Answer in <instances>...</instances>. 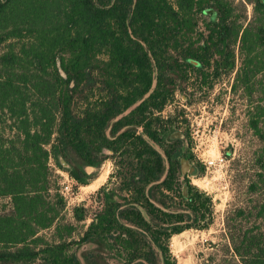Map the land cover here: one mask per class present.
<instances>
[{"label": "trees", "instance_id": "trees-1", "mask_svg": "<svg viewBox=\"0 0 264 264\" xmlns=\"http://www.w3.org/2000/svg\"><path fill=\"white\" fill-rule=\"evenodd\" d=\"M246 1L244 28L226 0H0V264H81L74 247L89 243L86 264H178L171 240L209 229L214 202L183 174L182 159L199 162L162 112L192 71L211 88L230 73L236 46L245 76L264 70V0ZM252 129L259 168L225 220L238 264H264V104ZM52 157L84 186L114 165L76 240L70 225L39 235L66 206Z\"/></svg>", "mask_w": 264, "mask_h": 264}, {"label": "rangeland", "instance_id": "rangeland-1", "mask_svg": "<svg viewBox=\"0 0 264 264\" xmlns=\"http://www.w3.org/2000/svg\"><path fill=\"white\" fill-rule=\"evenodd\" d=\"M175 3L176 0H171ZM234 7L235 18L244 28L253 21V5L246 0H226ZM216 15L210 11L200 16V28ZM235 68L223 72L218 80H210L213 87L202 85L192 71L187 91L178 92L162 112L165 118L172 117L173 139L183 141V152L195 158L202 165L186 160L182 162L183 174L188 175L192 184L213 197L214 223L206 230H188L171 240L170 248L178 264H238L232 244L226 236L225 220L228 212L243 203L249 179L259 168L255 151L258 139L252 129V121L259 106L264 104V70L252 76H245L244 56L235 47ZM243 69V70H242ZM212 71V70H211ZM212 73V72H211ZM183 160V159H182ZM51 166L55 171L57 185L61 188L65 208L51 229L39 235L46 241L59 240L58 225L73 226V233L64 229V240H76L92 222L100 209L98 191L107 185L114 171L113 162L107 160L99 169L89 168L94 181L88 185H79L73 181L67 171L60 168L56 158L52 157ZM105 175L98 185H92L96 179ZM70 181V182H69ZM70 185L66 191L65 186ZM8 199H0V213L9 209ZM76 213L87 215L85 221H78ZM72 235V236H71ZM96 248L94 244L74 247L77 256L86 264L84 252ZM85 262V263H84Z\"/></svg>", "mask_w": 264, "mask_h": 264}, {"label": "bare ground", "instance_id": "bare-ground-1", "mask_svg": "<svg viewBox=\"0 0 264 264\" xmlns=\"http://www.w3.org/2000/svg\"><path fill=\"white\" fill-rule=\"evenodd\" d=\"M105 179V175H102L101 177H99L96 181H95V183L92 185V187L95 185H98V184H100L103 180Z\"/></svg>", "mask_w": 264, "mask_h": 264}, {"label": "built area", "instance_id": "built-area-1", "mask_svg": "<svg viewBox=\"0 0 264 264\" xmlns=\"http://www.w3.org/2000/svg\"><path fill=\"white\" fill-rule=\"evenodd\" d=\"M69 182H70V181H69ZM65 190H66V191H69V190H70V185H69V184L65 186Z\"/></svg>", "mask_w": 264, "mask_h": 264}, {"label": "water", "instance_id": "water-1", "mask_svg": "<svg viewBox=\"0 0 264 264\" xmlns=\"http://www.w3.org/2000/svg\"><path fill=\"white\" fill-rule=\"evenodd\" d=\"M182 162H184V163L186 164V160H185V159H183ZM91 244H93V243H91ZM94 245H95V244H94ZM78 258H79V256H78ZM79 260L81 261V260H83V259H82V258H81V259L79 258ZM81 262H83V261H81ZM84 263H85V262H84Z\"/></svg>", "mask_w": 264, "mask_h": 264}, {"label": "crops", "instance_id": "crops-1", "mask_svg": "<svg viewBox=\"0 0 264 264\" xmlns=\"http://www.w3.org/2000/svg\"><path fill=\"white\" fill-rule=\"evenodd\" d=\"M101 176H102V175H101ZM101 176H99V177H101ZM99 177H98V178H99ZM98 178H97V179H98ZM97 179H96V180H97Z\"/></svg>", "mask_w": 264, "mask_h": 264}]
</instances>
